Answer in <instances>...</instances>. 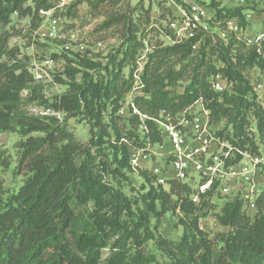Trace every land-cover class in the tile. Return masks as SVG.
<instances>
[{
  "label": "trees",
  "instance_id": "trees-1",
  "mask_svg": "<svg viewBox=\"0 0 264 264\" xmlns=\"http://www.w3.org/2000/svg\"><path fill=\"white\" fill-rule=\"evenodd\" d=\"M26 2L0 0V105L8 112L21 100L23 91H28V100H39L47 105L42 94L43 83L34 82L26 67L11 66L1 61L7 53L9 38V33L3 29L9 24L12 14L24 12ZM78 2L68 8L66 16L76 13ZM49 7V0L36 1L34 12L37 21L38 11ZM215 18H236L243 28L248 25L239 8L216 10ZM209 38V35L204 38L203 46L197 51L192 50L196 41L193 39L163 47L149 56L139 75L138 87L142 95L133 101L135 109L149 118L143 122L136 114L123 120L118 113L124 96L134 84V52L131 49L126 50L117 68L114 66L106 77L74 83L56 103L48 106L62 110L68 116L82 114L90 122H96L102 111L107 110L114 136L109 146L117 162L116 172L129 170L132 148L162 140L152 119H159L161 113L175 116L200 98L205 100L211 123L219 126L224 122V130H219L218 136L241 151L249 149L256 153L255 137L264 142V109L243 70L245 67L262 66L264 59L254 51L248 57L234 56V63L229 61L225 67L215 69L207 62L205 50ZM221 45L220 42L218 46L223 48ZM124 67H129L127 76L122 74ZM216 74L227 79L229 89L221 93L210 89L209 77ZM179 87H182L181 91H177ZM120 120L128 126L127 129L118 128ZM141 125L144 130L139 128ZM251 125L253 131L250 130ZM34 129L45 135L28 137L21 143L20 159L29 172L26 181L16 194L8 198H3L0 184V264H96L89 255L83 257L75 251L81 240L76 231L74 208L75 200L80 199L82 193L80 172L85 170V166L77 164L81 147L65 127L51 124ZM104 133L107 135V130ZM97 135L102 137L101 133ZM127 140L131 141V146L126 144ZM84 153L90 156L87 150ZM3 158L0 153V164L4 162ZM141 176L149 184L142 197V203L146 205L144 216L155 212V204L158 203L160 210L155 212L157 215L178 211L188 217L180 240L170 248L165 247L170 261L164 264H264V194L256 200L252 215L243 211L239 199L226 201L214 216L227 231L210 239L199 228L198 219L201 212L213 206L210 201L213 191L201 194L199 201L194 203L187 185L173 182L166 190L153 186L148 174L141 173ZM141 222L138 218L126 229L134 244L131 263L125 253L118 251L106 264H154L153 255L141 252L143 245L152 240L148 233L142 237L138 235Z\"/></svg>",
  "mask_w": 264,
  "mask_h": 264
},
{
  "label": "rangeland",
  "instance_id": "rangeland-1",
  "mask_svg": "<svg viewBox=\"0 0 264 264\" xmlns=\"http://www.w3.org/2000/svg\"><path fill=\"white\" fill-rule=\"evenodd\" d=\"M36 1L27 0L23 13L10 16L9 24L3 29L9 33V38L7 53L1 61L28 69L33 58L46 56L54 58L59 65L51 80L42 84V94L47 105L39 100H28V91L21 93V100L12 111L2 110L0 105V153L4 157V162L0 164V184L3 198L16 194L29 175L20 159L23 151L21 143L28 137L45 135L41 131H35L34 127L51 124L65 127L81 147L77 157L78 166H85L79 178L82 193L80 199L74 202L76 231L81 235L80 245L75 251L83 257L89 255L96 264H106L121 251L131 263L130 255L134 253V244L132 238L127 236L126 229L133 225L132 221L135 223L141 218L138 235L142 237L148 233L152 236V240L143 245L142 254L153 255L154 264L169 262L165 247L170 248L180 240L188 217L178 211L157 215L155 212L160 210L158 203L155 204V212H148L147 217L144 216L146 205L142 203V197L149 184L143 176L133 175L130 168L116 172L117 162L109 146L114 136L107 110L102 111L96 122H90L82 114L68 116L62 110L48 106L56 103L74 83L81 84L88 79L95 81L106 77L114 66L117 68L118 61L123 58L127 49L134 52V73L139 67L143 69L149 56L156 50L183 43L184 40L177 39L169 29L172 14L168 5L152 0H79L76 13L69 16L65 15L66 12L63 14L59 36L53 41L39 42L34 35L38 23L37 14L34 12ZM171 1L183 5L198 3L206 6L219 28H223L225 19L217 20L216 10L231 11L239 8L242 14L251 16L248 22L251 31L264 30V0ZM98 3L100 5L96 8ZM205 37H200L195 48L192 47L193 51L203 46ZM227 41L216 37L209 38L205 50L207 62L215 69L225 67L229 61L234 63V56L248 57L256 51L255 47H246L240 35H229ZM220 42L223 48L218 46ZM97 43L102 46L96 47ZM259 52L260 57L264 59V44L260 46ZM262 64L245 67L243 73L247 75L258 103L264 109V62ZM128 68L122 69L123 75L127 76ZM211 77L212 75L209 80ZM184 85L185 83H182V86ZM134 87L133 84V88L122 100L120 109L123 113L120 116L123 120L133 115L131 105L136 97L142 95L140 88ZM181 90L182 87L177 89ZM204 101L200 98L172 117H178L184 112L201 113L206 110ZM117 125L121 130L128 128L121 120ZM218 127L219 130H224V122ZM250 130L253 131L252 125ZM98 133H101L102 137L98 136ZM255 141L258 145L257 151L261 150L264 142H259L257 137ZM126 144L131 146V141L127 140ZM85 150L89 152V157L84 153ZM247 151L252 153L249 149ZM212 193L210 201L213 206L201 212L198 219L199 228L207 233L210 239L219 232L227 231V228L217 223L214 215L219 213L226 201L231 200L217 192ZM243 211L248 213L244 206ZM249 214L252 215L253 212Z\"/></svg>",
  "mask_w": 264,
  "mask_h": 264
},
{
  "label": "built area",
  "instance_id": "built-area-1",
  "mask_svg": "<svg viewBox=\"0 0 264 264\" xmlns=\"http://www.w3.org/2000/svg\"><path fill=\"white\" fill-rule=\"evenodd\" d=\"M78 1L49 0L50 7L38 11L39 20L34 35L39 42L53 41L59 36L63 14ZM152 1L168 5L172 14L169 29L179 40L196 39L193 48L203 36L209 35L226 42L229 35H240L246 47H255L260 54L264 30L253 32L249 25L243 28L236 18L225 19L223 28H219L202 4ZM245 19L249 22L251 16L245 15ZM101 46V43L96 44L98 48ZM58 65V61L52 57H38L31 60L27 70L34 82L45 83L51 80ZM142 70L139 67L133 73L135 87L140 85ZM209 85L216 93L230 88V83L221 74L214 75ZM131 107L132 113L138 115L141 122L149 119L141 115L133 104ZM118 113L122 114V109ZM152 120L162 140L155 144L147 142L143 147L130 150L129 168L133 175L139 177L141 173H146L153 186L165 189L173 182L185 184L192 192L191 200L194 203L199 201L201 194L213 191L224 198L239 199L248 213L255 211L256 200L264 194L263 146L256 153L234 147L217 135L219 127L211 123L207 110L192 114L184 112L175 118L161 113L159 119ZM139 128L145 129L143 125Z\"/></svg>",
  "mask_w": 264,
  "mask_h": 264
}]
</instances>
